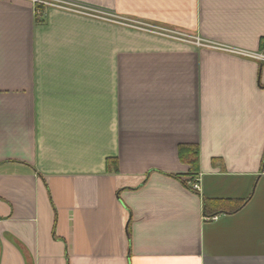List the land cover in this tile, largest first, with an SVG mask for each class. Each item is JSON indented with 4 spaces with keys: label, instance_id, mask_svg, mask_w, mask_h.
<instances>
[{
    "label": "crops",
    "instance_id": "obj_1",
    "mask_svg": "<svg viewBox=\"0 0 264 264\" xmlns=\"http://www.w3.org/2000/svg\"><path fill=\"white\" fill-rule=\"evenodd\" d=\"M71 1L207 45L0 0V264H264V0Z\"/></svg>",
    "mask_w": 264,
    "mask_h": 264
},
{
    "label": "built area",
    "instance_id": "obj_2",
    "mask_svg": "<svg viewBox=\"0 0 264 264\" xmlns=\"http://www.w3.org/2000/svg\"><path fill=\"white\" fill-rule=\"evenodd\" d=\"M30 1L35 6L41 5V6L58 7V8H62L65 10L72 11V12L81 13L84 15H93L95 17H98V18L100 17L102 19H107V20H111V21H118V22L121 21V18H119L116 15L104 12L103 10H101L99 8L89 7L87 5L77 3V2H73L71 0H30ZM130 22H131L132 26L143 28V29H145L149 32H153L155 34H159V35H163V36H167V37H171V38H176V39H179V38L192 39L194 41V43L197 45H201V46L207 45V43L204 42L201 38L189 36L187 34H184L183 32L177 31V30H172V29L161 27L158 25H152V24H147V23L145 24V23H142L139 21H133L132 20ZM209 46L214 47V48L223 49V50L230 51V52H234V53L241 54V55H246V56L255 58L257 60H260L261 62L264 63V48L262 50H259V51L248 52V51H244V50H240V49L232 48V47H225V46H219V45H209ZM193 187L198 188V184L194 183ZM215 217L216 216H207L208 219H214Z\"/></svg>",
    "mask_w": 264,
    "mask_h": 264
},
{
    "label": "trees",
    "instance_id": "obj_3",
    "mask_svg": "<svg viewBox=\"0 0 264 264\" xmlns=\"http://www.w3.org/2000/svg\"><path fill=\"white\" fill-rule=\"evenodd\" d=\"M37 7L40 8L41 5H38ZM182 154H183V156H182ZM181 157H185L186 159H188V161L190 163L193 164V163L197 162L198 154H197L196 150L193 147H191V146H183L182 149H181ZM115 162H116V158H109L107 160V165H110V164L115 163ZM204 207H205L204 208L205 215L206 216H211V214H209V212L207 211V208L209 207V204H208L207 200H205Z\"/></svg>",
    "mask_w": 264,
    "mask_h": 264
},
{
    "label": "rangeland",
    "instance_id": "obj_4",
    "mask_svg": "<svg viewBox=\"0 0 264 264\" xmlns=\"http://www.w3.org/2000/svg\"><path fill=\"white\" fill-rule=\"evenodd\" d=\"M31 2V1H30ZM34 5V4H33ZM37 6V5H36ZM87 6H89V5H87ZM89 7H93L94 8V6H89ZM87 16H89V17H92V18H98V17H95V16H93V15H87ZM100 18V17H99ZM120 23H123V24H126V25H131V22L130 21H128L127 19H123V18H121V21H120Z\"/></svg>",
    "mask_w": 264,
    "mask_h": 264
}]
</instances>
